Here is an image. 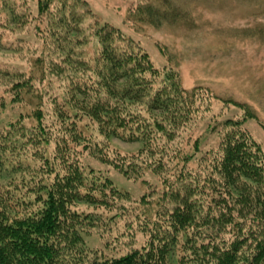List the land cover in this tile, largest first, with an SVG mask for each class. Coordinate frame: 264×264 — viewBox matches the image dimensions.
Segmentation results:
<instances>
[{
	"label": "trees",
	"instance_id": "16d2710c",
	"mask_svg": "<svg viewBox=\"0 0 264 264\" xmlns=\"http://www.w3.org/2000/svg\"><path fill=\"white\" fill-rule=\"evenodd\" d=\"M81 2L60 0L55 14L49 10L55 0H38V15L47 12L56 25L78 22L76 12L64 8ZM52 31H59L54 24ZM94 36L100 44L95 63L71 54V48L63 57L66 67L52 64L56 76L69 70V97L60 103L54 96L50 112L44 110L47 93L34 88L32 76L19 75L10 85V102L29 109L0 125V264H264V153L243 127L252 112L242 104L245 118L219 120L191 140L189 130L178 129L191 126L200 87L187 91L175 71L165 70L154 88L157 69L118 28L97 25ZM134 103L144 104L143 116L130 110ZM81 117L95 122L106 140L154 141L159 131L168 140L177 136L178 146L148 144L136 155L147 153L146 169L160 171V190L150 183L133 206H125L130 193L81 158L86 152L105 159V146L76 129ZM209 132L219 136L217 145L202 149ZM113 168L142 176L130 156L115 158ZM98 232H116L114 238L127 233L131 244L125 253L102 254L86 243Z\"/></svg>",
	"mask_w": 264,
	"mask_h": 264
},
{
	"label": "rangeland",
	"instance_id": "374dc122",
	"mask_svg": "<svg viewBox=\"0 0 264 264\" xmlns=\"http://www.w3.org/2000/svg\"><path fill=\"white\" fill-rule=\"evenodd\" d=\"M80 1L77 5L67 3L64 8L65 11L69 8L75 11L79 16L78 22L61 20L56 25V17L53 19L47 12L38 15V0H0L1 126L7 125L19 113L29 109V106L22 103L13 105L10 102L13 94L10 93V85L19 79V75L32 76L34 88H42L47 93L43 98L45 111L52 110L54 96L60 103L68 98L69 95H65L68 80L64 78L69 70L64 69L56 76L51 71L52 64L66 67L69 62L63 61V57L71 48V54L95 63L100 44L94 36V28L106 23L118 28L130 39L134 51L147 54L152 67L157 69L156 75L150 76L154 88L160 85L165 70L175 71L180 86L187 91L200 87V95L195 98L198 109L194 120L191 126L179 128L178 132L189 130L187 137L190 136L192 140L204 130H212L219 120L243 119L246 110L242 106L244 104L253 117H246L243 127L264 153V0ZM55 6L58 10L60 0H55L49 9L56 14ZM53 24L58 32L52 31ZM70 38L83 42L74 46L72 42L69 43ZM35 59H40V62H34ZM41 68L45 70L44 74L40 73ZM77 72L80 75L78 78H83V72L80 69ZM29 102L33 105L35 100ZM142 105L134 103L130 105V110L137 108L143 116L145 111L141 109ZM45 119L50 121L49 117L45 116ZM30 122L25 118L24 124L27 127H30ZM77 127V130H83L84 135H90L98 141L100 147L105 146L102 150L105 158L103 161L86 152L81 155L82 160L104 171L118 188L128 191L130 202L146 194L150 183L158 188L155 190H160V171L146 169V164L151 161V158L146 157L147 153L136 155L148 144L155 149L156 146H178L177 136L168 140L159 131L154 141L146 142L143 138L128 141L117 137L106 140L98 131L97 124L87 117H81ZM218 137L209 132L202 141V149L216 146ZM50 143L49 150L55 143L54 137ZM119 156H130V163L142 168L137 170L142 176L127 177L122 171L114 169L113 161L119 159ZM142 160H145L143 164ZM144 179L148 183L142 182ZM122 202L125 206L134 205L132 202ZM78 207L88 209L85 205ZM122 220L121 223H125ZM118 225L121 226L120 223ZM104 235L100 237L99 232L94 233L86 237V243L93 249H102L105 255L125 253L131 244L127 233L120 238H114L118 235L116 232L111 236L104 232ZM136 238L138 242L142 239L140 236ZM109 239L110 243L106 245Z\"/></svg>",
	"mask_w": 264,
	"mask_h": 264
}]
</instances>
